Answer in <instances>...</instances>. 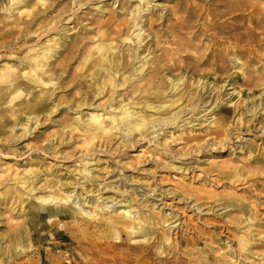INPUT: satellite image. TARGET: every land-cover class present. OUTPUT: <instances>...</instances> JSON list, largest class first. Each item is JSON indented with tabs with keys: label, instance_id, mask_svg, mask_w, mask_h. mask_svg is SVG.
Returning a JSON list of instances; mask_svg holds the SVG:
<instances>
[{
	"label": "bare ground",
	"instance_id": "1",
	"mask_svg": "<svg viewBox=\"0 0 264 264\" xmlns=\"http://www.w3.org/2000/svg\"><path fill=\"white\" fill-rule=\"evenodd\" d=\"M93 1L68 0L64 6H60L61 2L54 3L55 0H0V178L6 180V176L10 177L7 182L0 184V222L4 208L16 211L15 213L23 217L9 229H0V264L10 263L12 259L34 248L36 243L40 247L39 260L47 264H62V260L56 258L53 251L58 247L61 251H67L72 244L79 245V239L84 237L85 232L79 226L70 230L65 227L70 222L77 224L78 216L105 225L116 238L120 225L123 227L121 232L125 231L123 233L129 240L135 237H141V242L156 240L154 245L159 247L170 246L175 241L172 240L171 229L177 227L173 225L176 220L162 214L155 216L150 213L143 214L140 204L136 206V212L133 205L129 204L119 206L124 208H120L114 215L104 216L99 209L109 207L106 205L107 199L114 202L117 196L122 195L123 199L121 198L119 202L128 201L124 194L130 192L135 194L136 187L133 185L128 187L131 179L124 178L125 174L122 173H119L121 176L119 182L104 184L102 187L95 184L92 170L87 166L89 162L86 155L79 163L81 166L77 168L76 165L73 169L78 175L74 183L66 181L65 176L56 174L50 167L27 164L29 167H26L25 174L21 175L15 164L6 162L7 159H11L10 151L14 157L19 155L16 145L21 137L29 134L30 130L34 131L41 119H52L51 114L63 103L57 99L64 100L65 103L71 101L67 95H57L55 90L64 91L70 83L75 90L74 95L80 96L79 101H75V96L72 97L74 101H71V105L77 108L75 113L78 115L71 122H66L63 129L81 132L85 147L96 140L103 143L114 134L128 146H133L136 137H142L146 132L156 133L157 130H154L156 126L160 127V131H165L164 128L182 131L181 126H187L194 121L208 120L211 115L214 117L212 123L216 128L214 134L224 140L228 131L225 129L228 123L226 113L229 111L224 108L216 109L218 106L213 107L211 104L206 106L207 101L202 99L197 90L199 87L208 89L210 86L204 81L208 78L207 72L205 75L201 73L193 77L195 75L193 71L188 76L187 67L193 64L216 66L220 60L231 63L233 61L229 57H236L235 55L245 52L254 53L253 48L264 53V0L256 2L225 0L224 5H227L230 11H235L239 6H245L252 11L253 22H250L243 32L238 25H233L234 28L229 29L224 23L220 25L214 23L212 27L204 23L201 30L189 31L190 38L186 33L188 29L193 28L189 22L192 19L191 13L180 18L179 12L174 11L177 22L165 26V29L163 26L156 29V22L161 19V15H157L154 20L146 21V13L153 11L152 0H133L135 5L129 3L130 0L124 2L112 0L111 5L116 2L120 5L122 2L120 11L114 9L107 17L102 14L99 18L89 20L96 28L91 41L89 42L90 38L86 37L90 30H86L84 34L78 33L68 46L67 39H71L68 32L74 29V26L69 28L67 24L74 22L75 26L80 25L82 29H87V24H82L78 10L88 8ZM215 6L221 7L217 4ZM95 10L103 13L101 6H95ZM225 13L217 12L219 16ZM128 15L130 17H126ZM258 27L262 28L261 34L256 31ZM184 29L186 32H182ZM209 31H214L215 34L210 39V53H204L202 56L189 54L188 51L195 47L193 40L201 34L206 35ZM44 33L51 35L50 38L44 42L40 41V38L34 39L38 34L42 36ZM165 35L172 37L175 47L171 49L163 47L161 39ZM147 38L148 41L144 42ZM231 39L235 45H225ZM149 42L152 43L149 45ZM125 46L126 50L123 49ZM215 46H220L216 47L218 51ZM74 57L77 60L76 66L67 70L69 62ZM203 57L206 59L202 61ZM51 58H55V62L50 61ZM260 61H262L260 68L264 71L263 57ZM62 73L65 76H62ZM68 77L72 81L64 85L63 80L66 81ZM164 77L168 81L164 80ZM226 77L228 78L225 76L221 81L225 83ZM57 78L61 80L55 82ZM214 85L215 83L211 87ZM223 86L224 84L221 85ZM169 88L170 91L174 89L171 94L167 92ZM262 92L250 98L247 106L250 117L257 115L264 106ZM105 96H107L105 103L93 106L94 100ZM118 96L121 98L114 106ZM256 97L260 100L255 101ZM225 101L216 99L215 104L226 103ZM83 106L93 111L84 114L81 109ZM208 108L210 109L207 111ZM204 111L206 113L200 115ZM188 114L191 116L183 118ZM238 120L250 122L249 118L246 119L241 114ZM19 127L22 129L21 133H18ZM246 129L248 130L247 127ZM259 129H264V124L261 123ZM189 132L193 133V129ZM173 137V131H169L163 139ZM194 140L195 136H192L189 142ZM43 141L45 142L39 147L56 152L57 146L53 141L47 139ZM94 145V148L100 146L98 143ZM4 147L6 153L1 151ZM201 149L199 146L198 150ZM242 151L251 154L253 149L247 143ZM37 157L32 155L26 158V161L36 160ZM254 161L258 163L257 167L248 168V171H242L243 174H234L232 177L243 176L242 179L245 180L247 179L245 172L256 174L255 171L261 169L260 165L264 168V153L254 158ZM168 164L174 165L171 161ZM236 168L238 167L230 166L226 169L232 171ZM103 188H108L114 193L103 198ZM87 192L95 194L89 199L93 204L90 210L80 206V197ZM155 192V189H149L141 193V198H144L149 203L147 206L151 208L156 207V202H149L150 193ZM77 197L78 200L75 201ZM195 198L197 200L200 197ZM221 200L223 201L217 204L223 208L241 209L247 230L239 235L237 247L240 252L248 250L251 242L261 234L253 233L254 229L260 226L253 204L237 198L234 193H228L221 197ZM240 223L238 221L237 224ZM1 225L0 223V227ZM62 228L64 229L61 230ZM67 233L69 235L65 236ZM44 241L50 244H46V247L40 246ZM258 241L264 243V236L260 235ZM51 244L55 245L49 248ZM130 251V254L140 256L139 264H150L153 260V254L148 246H133ZM119 253L114 251L111 255L119 264H129L130 257L127 255L118 258ZM230 254L233 255V252ZM258 257L259 263L264 264V252ZM159 264L166 262L162 261Z\"/></svg>",
	"mask_w": 264,
	"mask_h": 264
},
{
	"label": "rangeland",
	"instance_id": "2",
	"mask_svg": "<svg viewBox=\"0 0 264 264\" xmlns=\"http://www.w3.org/2000/svg\"><path fill=\"white\" fill-rule=\"evenodd\" d=\"M67 1L55 0L54 3L61 2L60 6H64L63 4ZM111 3L112 0H94L92 4L87 6L88 8L78 10L82 24H87V29H82L80 25L75 26L74 22L67 24L69 28L74 26V29L68 32L71 36V39H67L68 46L72 44L78 33L84 34L86 30H90V33L86 36L90 38V42L96 28L95 24L90 23L89 20L99 18L102 14L107 17L108 13L113 12L114 9L117 12L120 11L122 2L120 5L118 2L113 5ZM129 3L136 4L133 0H130ZM224 3L225 0H152L153 11L146 13V21L149 19L154 20L157 15H161V19L156 22L155 28L160 29L163 26V29H165V26H171L177 22V18L173 14L175 11L179 12L180 18L185 17L187 13L192 15L189 22H191L193 28L188 29L186 33L188 38L191 37L189 31L201 30L204 28V23H208L209 27H212L214 23L219 25L224 23L229 29H233V25H238L241 28L240 31L243 32L250 25V22H253L252 11L245 6H239L235 11H230ZM215 4L221 7L216 8ZM95 6H101L103 13L97 12ZM218 11L226 13L219 16ZM236 15L239 16L236 17ZM126 17H130V15ZM256 31L261 34L262 28L258 27ZM182 32H186V29ZM213 32L209 31L206 35L201 34L193 40L195 47L188 51L189 54L202 56L204 53H210V39L215 36ZM39 36L40 34L35 36L34 39L40 38V41L44 42L51 35L48 36L44 33ZM149 38L144 42H147ZM171 38L167 35L162 37L163 47L168 49L175 47ZM151 43L149 42V45ZM242 44L245 45L246 43ZM131 45L133 46V43ZM225 45L233 46L235 44L231 39ZM126 47H123V49L126 50ZM216 47L220 48V46ZM253 49L254 53L245 52L235 55L236 57H229L233 61L231 63L224 59L225 62L220 60L216 66H207L206 64L197 66L193 64L187 67L188 76L193 71L195 72L193 77L201 73L205 75L207 72L208 78H205L204 81L208 82L210 86L208 89L207 87H199L197 90L202 95V99L207 101L206 106L211 104L213 107L218 106L216 109L224 108L229 111V113H226L228 123L225 129L228 131L225 133L227 138L224 140L220 137L217 138L214 134L216 128L212 123L214 117L211 115L208 120L194 121L187 126H181L182 131L173 128H164L165 131H160V127L156 126L154 129L157 130L156 133L146 132L144 136L136 137L133 146H128L117 134H114L103 143L101 140H96L85 147L82 143L83 136L81 132H72L67 128L63 129L66 122H71L78 115V113H75L77 108L71 105V101H74L72 97L75 96V90L70 83L64 91L55 90L57 95H67L71 101L65 103L64 100L57 99V101L63 103L59 105L57 111L51 114L52 119H41L39 126L34 131L30 130L29 134L21 137L16 145L19 155L14 157L12 151H10L9 158L11 159H7L6 162L15 164L18 173L21 175L25 174L24 171L26 167H29V164L37 165L36 167H50L56 174L65 176L66 181L74 183L78 175L73 169L76 165L77 168L81 166L79 163L86 155V160L89 162L87 166L92 170V179L95 184L102 187L104 184L119 182L121 180L119 173H122L125 174L124 178L131 179L127 186L133 185L136 187L135 194L131 192L124 194L128 201L119 202L123 197L122 195L117 196L114 202L107 199L106 205L109 207L104 210L99 209L104 216L114 215L120 208H124L119 206L129 204L133 205L136 212L135 208L140 204L141 210L144 211L143 214L150 213L152 216L162 214L164 217H171L176 220L173 225L177 226L171 229L174 243L167 247H159L154 245L156 240L141 242V237L129 240L123 233L125 231L121 232L123 227L120 225H118V238H116L110 234L105 225L90 222L78 216L77 224L70 222L65 227L70 230L79 226L85 232L84 237L79 239V245L72 244L67 251H61L59 247L53 251L56 258L62 260V264H119L111 255L114 251L122 253L117 255L118 258L128 255L130 257L129 264H139L141 261L140 256L130 254L131 247L137 245L148 246L151 249L153 260L150 261V264H159L162 261L166 264H260L258 255L264 252V243L258 241L260 235L261 237L264 236V168L260 165L261 169L255 171L256 174L253 175L245 172V177H247L245 180L242 179L243 176L232 177L234 174H243V170L248 171V168L257 167L258 163L254 161V158L264 153V129H259L261 123L264 124V106L255 116L250 117L247 111L250 98L257 96L262 91L264 94V71L260 68L262 64L260 58L263 57L264 59V53L259 49ZM205 59L206 57H203L202 61ZM50 61L55 62V58H51ZM76 64L77 60L74 57L69 62L67 70L76 66ZM202 70L204 71L202 72ZM62 76H65V74L62 73ZM225 76H228V78L226 77L224 83L221 80ZM230 76L232 79H230ZM59 80L61 78L55 79V82ZM164 80L168 81L165 77ZM70 81L72 79L68 77L66 81L63 80V84L66 85ZM213 83L215 85L211 87ZM227 83L230 84L227 85ZM200 84H202V80ZM222 84H224L223 87H221ZM173 90L170 91L169 88L167 92L171 94ZM75 97V101L80 100L79 95ZM106 97L94 100L93 106L98 103H105ZM120 98L121 96L116 98L114 106L118 104ZM55 99L54 97L53 100ZM216 99L226 100V103L217 102L215 104ZM257 100H260V98L256 97L255 101ZM68 105L69 107H67ZM88 108L83 106L81 108L82 113L87 114L93 111ZM99 112H102V110H99ZM205 113L204 111L200 115ZM240 114L246 119L249 118L250 122H240L238 120ZM190 116V114L184 115L183 118ZM190 129H193V133L189 132ZM169 131H173L174 137L164 140L163 137ZM21 132L22 129L19 127L18 133ZM192 136H195L196 140L189 142ZM46 139L53 141L54 145L57 146L55 153L39 147ZM97 143L103 146L94 148V144ZM247 143L253 149L251 154L242 151ZM199 146L202 147L201 150H198ZM1 151L7 152L5 147ZM88 153L92 155L89 156ZM32 155L38 156L37 159L26 161V158ZM170 161L174 165L168 164ZM174 166L179 168H174ZM230 166L238 168L228 171L226 168ZM242 166L244 168H240ZM5 178L6 180L0 178V184H4L10 179L9 176ZM149 189L156 190L155 193H150L149 199V202H156L155 208L147 206L149 203L141 198V193ZM74 193L75 191L72 194ZM102 193H104L103 198H106L114 192L108 190V188H103ZM228 193H234L237 198L253 204L260 222V226L255 228L253 233L260 232L261 234L251 242L248 250L242 252L238 250L237 239L240 234L247 230V226H245L247 223L241 209L239 207L223 208L217 204L223 201L221 197L226 196ZM147 195L149 196V193ZM76 196L77 194L74 195V197ZM94 196L95 194L91 192L83 193L80 197L81 208L92 209L93 204L89 199ZM195 196L200 198L196 200ZM85 197L86 200L84 201ZM74 200L77 201L78 197ZM2 211L1 230L9 229L11 225L16 222L19 223V220L23 219L20 214L15 213L16 211L6 208ZM238 221L241 223L237 224ZM68 235L67 233L65 236ZM46 244H50V242L44 241L40 246L46 247ZM54 245L51 244L49 248ZM39 248L36 243L34 248L28 249L20 257L17 256L9 261L8 264H47L38 259ZM230 252H233V255Z\"/></svg>",
	"mask_w": 264,
	"mask_h": 264
}]
</instances>
